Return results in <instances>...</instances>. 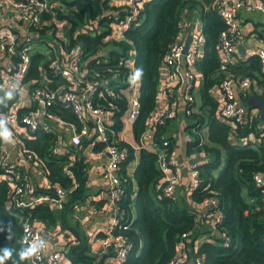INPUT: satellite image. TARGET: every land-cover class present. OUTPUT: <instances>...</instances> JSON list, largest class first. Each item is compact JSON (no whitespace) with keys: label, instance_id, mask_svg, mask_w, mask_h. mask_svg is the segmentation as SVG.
<instances>
[{"label":"trees","instance_id":"1","mask_svg":"<svg viewBox=\"0 0 264 264\" xmlns=\"http://www.w3.org/2000/svg\"><path fill=\"white\" fill-rule=\"evenodd\" d=\"M57 1L64 8L58 7L59 18L68 19L64 32L71 44L81 45L83 57H86L91 68L90 78L97 77L108 84V88L101 86L99 89H102L101 100L111 112L112 126L116 132L122 129V116L129 107L125 90L129 88L130 79L125 62L133 59L136 71L142 69L140 114L133 123L136 138L159 100L162 59L171 43L181 37L184 11L193 7L199 10L206 35L204 54L197 62L204 78L200 89V107L204 113L188 115L193 116L194 121L191 124L193 137L187 142V150L190 153L203 150L209 158L198 163L201 181L192 189V197L196 201H204L209 196H215L223 216L217 222L220 232L211 235L214 240L204 239L196 251L197 257L202 258L203 264H264V186L257 185L254 180L255 173H264V145L249 139L242 143L251 132L260 134L259 124L262 120L260 114L247 111L244 122L232 125L216 114L219 101L210 91L226 74L220 69L219 35L225 23L219 14V0H144L137 18L124 32V39L120 40L105 39L110 32L109 17L103 14L109 7L108 0ZM51 16L52 13H43L44 18ZM96 17H99L103 29L80 30L87 20ZM51 28L55 35L57 30L54 24L43 26L38 33L43 35ZM131 49L135 50L134 54L130 53ZM49 60L42 52L33 54L28 74V79L34 80L32 86L39 84L41 72L45 71L51 80L49 86L57 87L55 80L59 74L47 69ZM235 70L236 74L258 76L255 72L260 71L258 56L241 61ZM14 98L15 94H11V98L0 103V114L9 109ZM53 108L66 119L77 121L67 104L59 102ZM168 123L157 128L156 139H168L169 152L173 153L175 139L164 135ZM204 126L209 128L211 144L203 141ZM33 134L22 140L24 152L33 154L37 164L54 183L65 188L73 187V180L64 169L68 156L54 154L50 149L54 142L53 133L38 129ZM100 146L102 144L96 145V148ZM129 148L128 156L122 163L121 185L124 192L117 201L120 210L118 218L122 225L128 226L125 232L130 241L124 264H170L183 232H188L189 238H195L204 231L198 228L196 214L186 201L163 195L156 189V183L161 179L158 154L146 148L139 151L131 145ZM135 160L133 171L130 167ZM89 167L88 158L81 149L72 166L78 185L70 192L61 210L54 209L44 201L31 207L10 205V187L0 179V248L8 246L18 251L22 246L26 247L21 237L23 223L29 217L32 221H40L41 227L50 234L59 228L72 234L70 241L65 243L66 254L72 264H102L101 260L90 254L91 237L80 221L77 210V206L79 210L81 207L83 209L91 201L92 189L87 186ZM92 201L100 208L105 203ZM9 229L11 240L6 238ZM7 264H12V261ZM20 264H30L29 259Z\"/></svg>","mask_w":264,"mask_h":264},{"label":"built area","instance_id":"2","mask_svg":"<svg viewBox=\"0 0 264 264\" xmlns=\"http://www.w3.org/2000/svg\"><path fill=\"white\" fill-rule=\"evenodd\" d=\"M7 1L12 7V14L6 16L0 13V16L11 19L21 28V31L15 32L12 27L0 21V103L9 97V93L15 94L9 109L0 114V120H3L5 127L12 132L11 141L0 137V179L5 180L10 187L8 202L18 207H31L44 201L56 210L63 209L70 192L78 185L72 166L79 156V151L82 149L83 152L87 144L89 147L102 144L98 150L107 155V159L100 171V177L108 183L106 202L112 207L115 217L105 230L106 235L101 238L98 253L110 255V264H124L130 249V241L125 232L128 226L122 225L118 218L120 210L117 201L124 192L121 185L122 163L128 156L129 145L137 151L141 148L153 150L158 154L161 171V179L156 183V189L166 196L175 195L184 165L169 152L168 139L163 141L156 139V130L176 118L178 113L176 91H182L184 98L190 104L186 111L188 114L191 113V103L195 100L192 87L197 79L195 68L204 52L206 35L204 31L193 30L190 33L191 41L187 52H185L186 42L181 37L171 43L163 56V64L160 68L159 100L155 109L149 114L144 129L136 138L133 134V123L140 114L141 105L140 79L135 78L137 71L134 60L125 62L129 68V79L132 78L129 88L125 90L129 107L122 116V129L116 132L112 126L111 112L107 104L103 105L101 100L102 89H99L101 86L108 88V84L97 77L90 78L91 68L86 57H83L81 45L71 44L64 32L68 19L58 16V7H62L61 2L57 0ZM2 2L3 0H0V7ZM143 2L144 0H126L123 8L112 12L107 10L104 15L109 17L110 32L105 35V39H124V32L137 18ZM218 7L219 14L225 23L219 35L220 69L226 74L219 83L222 99L217 113L235 125L244 122L247 117V109L239 93L248 89L255 81L251 75H239L231 71L232 65L236 63L234 59L236 45L242 33L239 11L241 9L264 10V3L219 0ZM44 12L52 13V16L44 18ZM52 24L57 30L55 35L51 28L47 32L51 38L42 39L44 47H36V41L44 36L38 33V29ZM182 24L183 34L185 18ZM96 28H104L99 24V17L87 20L80 30L92 31ZM36 51L42 52L50 59L47 69L59 74L55 80L56 88L49 86L51 80L45 71L41 72L39 84L36 86H32L34 80L28 79L33 54ZM134 52L135 50L131 49L130 53L134 54ZM249 55L258 56L260 73L264 75V48L252 50ZM108 90L112 93L110 89ZM163 100L166 104H163ZM59 102L71 108L77 121L68 120L63 114L54 110L53 107ZM259 127L261 132L258 140L264 145V124H259ZM38 129L53 133L54 142L50 149L54 154L68 156L64 169L72 178L73 187L65 188L59 183H54L37 164L33 154L24 152L22 140L34 136V131ZM12 151H17L31 169L39 171L42 178L40 183L33 179L23 164H18L12 159ZM197 166V162L189 165L192 189L201 181ZM254 180L257 185L264 186V173H255ZM87 183L89 184L88 180ZM204 201L213 211L219 212L217 222L222 219L223 213L218 208V199L215 196H209ZM102 229L101 226L96 227L92 236L100 233ZM50 236L52 237V234L46 232L35 221L29 217L25 219L21 241L25 246L34 243L40 249V253L30 258L29 263L66 264L70 261L72 264L65 249V243L70 241L72 234L66 231L61 235L63 247L60 249L52 246ZM189 236L188 232L180 235L176 255L171 259L170 264L188 262L186 247ZM193 262L203 264L202 258L197 256Z\"/></svg>","mask_w":264,"mask_h":264},{"label":"crops","instance_id":"3","mask_svg":"<svg viewBox=\"0 0 264 264\" xmlns=\"http://www.w3.org/2000/svg\"><path fill=\"white\" fill-rule=\"evenodd\" d=\"M246 3H264V0H242ZM126 0H108L107 9L104 10V13L109 11H117L118 9L123 8ZM0 13H4V15L9 16L12 14V7L9 4L7 0H3L2 6L0 7ZM103 13V14H104ZM239 15L241 17V25H242V33L240 35L239 40L237 41L236 45V52L234 59L236 60V63L232 65L231 71L236 72L235 66L238 65L241 61H245L249 59L251 56L249 55V52L252 50H258L260 48H264V10H254V11H248L246 9H241L239 11ZM183 18H185V28L184 33L182 34L181 38L186 42L187 39L191 36V32L193 30H200L203 31V21L201 18V15L199 13V10L195 7L189 9L186 8L183 14ZM0 21L3 23L9 25L13 28L15 32L21 31V28L19 25H17L14 21H12L9 18H2L0 16ZM44 35V34H43ZM46 40V38L43 36L38 41ZM44 47V45H43ZM42 47V48H43ZM204 54V52H203ZM202 54V56H203ZM201 56V57H202ZM220 56V54H219ZM197 72V79L192 87V94L195 97V100L191 103L192 111L190 114L187 113L186 109L190 106V104L186 101L184 98V95L182 94V91H176L177 94V107H178V113L174 120L170 121L167 126V130L164 133V135L167 136H173L174 137V147H173V154L174 156L179 159V161L184 165L181 175H180V182L178 184L177 190L175 192V197L177 199L186 201L191 210L196 214L197 218V224L198 228H201L202 231H204L202 234H198L195 236H191L188 239L187 247H186V253L188 257V262L186 264H194V259L197 256V250L199 248V245L204 241V239H210L214 240L213 237L211 238V235L218 234L219 228L217 227V219L219 212L213 211L209 204H207L205 201H196L192 197V184H191V177H190V167L189 165L192 163H199L200 161L208 160V155L202 150L201 152H188L187 150V142L188 140H185L184 138V131L188 129L186 127L185 117L188 115H191L192 113L199 112L200 114L204 113V110L200 107L201 105V98H200V89L203 84L204 78L203 73L196 65L195 68ZM258 76L253 78L255 81L251 84V86L246 89L245 91L239 93L240 99L242 103H245V101L248 99V97L252 94H257L258 96H264V75L258 72V70L255 71ZM242 75V74H239ZM249 75V74H248ZM162 79H161V86H162ZM211 94L214 95L217 100L220 101L222 99V94L219 88V84H215L211 88ZM163 104H166L163 100ZM219 105L216 109V114L218 115ZM247 111L255 115L260 114V108L258 106H251ZM206 117L207 115L204 114ZM223 118V117H222ZM264 124V122L261 121L260 125ZM203 134V141L205 143H210L209 140V128L208 126H204L202 129ZM261 132V130H260ZM260 134H256V131L251 132L247 135V138L242 142H246L247 139L251 140L252 142H255L256 144H259L258 137ZM183 141V142H182ZM211 144V143H210ZM83 154L87 156L88 161L90 163L89 167V177L87 183V186L92 189V194L89 197V202H87L86 205L78 208V214L81 216V222L85 226V230L88 233L89 238L91 237V250L90 254L95 255L97 257V260H101L102 264H110V255H101L98 253V246L100 244L101 238L106 235L105 230L109 226L110 222L115 217L114 212L112 211V207L106 202V194L108 190V183L105 182L100 177V171L102 170V166L104 162L107 159V155L102 154L99 152L98 148L96 146L85 147ZM12 159L17 161L18 164H23V167L27 169L28 173H31V176L33 179L38 183L41 182L42 178L37 171V169L33 170L30 168L28 163L20 156V154L17 151H12ZM136 165V160L132 163L130 170L134 171ZM92 200L96 201H104L103 208H100L98 205H96ZM40 227L42 226V223L40 221H35ZM98 226H101L103 229L100 233L96 234L95 236H92V232L94 229ZM70 230V229H68ZM65 231L62 230H56L52 233V237L50 236V241L52 243V246H54L55 249H60L63 247V240L61 238V235L63 233L65 234ZM66 264H71L70 261Z\"/></svg>","mask_w":264,"mask_h":264},{"label":"clouds","instance_id":"4","mask_svg":"<svg viewBox=\"0 0 264 264\" xmlns=\"http://www.w3.org/2000/svg\"><path fill=\"white\" fill-rule=\"evenodd\" d=\"M142 74V69H138L135 73V78L140 79ZM130 79L132 78L130 77ZM8 95L9 98H11V93H9ZM0 137H3L6 141H11L12 138V132L5 127V122L3 120H0ZM6 238L8 240L12 239L11 229H9ZM39 253L40 249L34 243L29 244L26 247L22 246L18 251L8 246H4L3 248H0V264H7L8 261H12V264H20L21 261L35 257Z\"/></svg>","mask_w":264,"mask_h":264},{"label":"water","instance_id":"5","mask_svg":"<svg viewBox=\"0 0 264 264\" xmlns=\"http://www.w3.org/2000/svg\"><path fill=\"white\" fill-rule=\"evenodd\" d=\"M191 41V36L186 41L185 52L188 51L189 44ZM246 109H249L252 105L258 106L260 108V118L264 121V96H258L257 94H252L248 97V99L243 103ZM220 232V230H218Z\"/></svg>","mask_w":264,"mask_h":264},{"label":"rangeland","instance_id":"6","mask_svg":"<svg viewBox=\"0 0 264 264\" xmlns=\"http://www.w3.org/2000/svg\"><path fill=\"white\" fill-rule=\"evenodd\" d=\"M44 37L46 39H50L51 38V35L49 33H46V34H44ZM43 44H44V42L36 41L35 46L36 47H43ZM193 121H194L193 116H186L185 117V122L187 124L186 127L189 126V129H186L184 131V138H185V140L191 139L193 137V133L191 132V124L193 123Z\"/></svg>","mask_w":264,"mask_h":264}]
</instances>
